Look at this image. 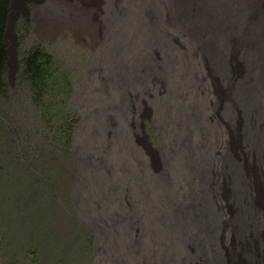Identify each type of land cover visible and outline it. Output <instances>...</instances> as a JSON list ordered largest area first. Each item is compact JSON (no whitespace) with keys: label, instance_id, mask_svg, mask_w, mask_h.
Instances as JSON below:
<instances>
[{"label":"rangeland","instance_id":"obj_1","mask_svg":"<svg viewBox=\"0 0 264 264\" xmlns=\"http://www.w3.org/2000/svg\"><path fill=\"white\" fill-rule=\"evenodd\" d=\"M87 1L97 8L93 20L106 28L98 38L77 34L69 23L74 9L53 0H9L0 264H157L153 254L162 245L172 248L165 264H209L173 227L170 235L160 213H168L173 197L188 203L181 185L188 188L195 153L225 151L222 140H236L237 120L224 118L204 56L217 45L227 79L237 63L258 72L250 52L264 45V0ZM35 47L51 57L53 87L66 89L42 102L23 73ZM216 195L222 204L219 187ZM226 235L224 247L236 248ZM243 250L238 264L252 258Z\"/></svg>","mask_w":264,"mask_h":264},{"label":"bare ground","instance_id":"obj_2","mask_svg":"<svg viewBox=\"0 0 264 264\" xmlns=\"http://www.w3.org/2000/svg\"><path fill=\"white\" fill-rule=\"evenodd\" d=\"M53 1L60 4V6L67 7L68 10L74 9L71 11L73 12V19L69 23L77 34H87L98 38L105 31L104 23L101 24L98 22L99 20H93L96 17H93V13L97 9L94 8L95 4L93 2L77 0L78 5L75 6L65 5L63 1L68 0ZM67 20L66 22H68ZM257 36L260 37V35ZM207 51L208 53L204 56V60L211 74L212 86L216 88L219 99L222 102L223 116L230 122H233V119L237 120L234 125V129L236 127L234 136L230 133L236 140H222L223 144L227 145L225 151H222V146H219L213 150H206L204 154L195 153L193 155L192 162L188 163V167H190L187 172L189 180L186 179L188 180V188L180 184L181 194H184L189 201L184 206L175 204L173 202V194V199L171 198L169 205L166 207L167 211L162 209L168 213H160V222L168 223V226L165 225L170 230V235L174 236L173 228L177 230L178 234L185 238V242L188 241V244L195 249L194 251L201 260L208 255L209 264H238V252L242 251L243 247H246V250H243L242 255L252 256V258L247 256L246 259H242L243 264H264V45H255L250 52V55H252L251 60L258 64V72L250 73L252 68H248L250 65L244 67V65L237 63L228 79L224 76L226 74L223 71L224 65L222 59L220 60L218 46L213 45L211 50ZM225 63L228 64L227 62ZM224 79H227L225 83L223 82ZM246 122L252 127L244 129L243 124ZM250 134L254 136V139L251 137L253 140H243ZM213 154L217 156L216 164L211 163ZM149 159L152 160V158ZM214 165L216 166V171L213 170L211 172V167H214ZM167 171L168 166L163 165L162 172L164 176ZM212 173H214L213 176ZM216 176L219 177L218 182H216ZM172 185L176 184L172 183ZM218 187L219 195L223 200L222 204L217 200ZM170 193L169 189H164L162 191L164 195L162 199L165 198L166 200L164 199V201L169 202ZM181 194L175 195L183 196ZM83 202L82 199L80 201L81 204L79 203L81 207ZM154 206L156 207L157 205ZM85 207L84 205L82 208L89 211ZM158 207L156 208L158 209ZM223 209L228 214L225 221H223ZM167 230L164 231L165 234L168 233ZM226 232L231 233V236L226 235V238L229 241L231 240L232 245L236 246V248L228 249L224 247ZM239 239L244 240L245 243H240ZM235 240L237 241L236 245ZM170 245L172 244L170 243ZM168 249V246L162 245V252L158 251L161 254H153L157 264H165L170 259L172 248L170 251ZM171 259L174 260L173 258Z\"/></svg>","mask_w":264,"mask_h":264},{"label":"trees","instance_id":"obj_3","mask_svg":"<svg viewBox=\"0 0 264 264\" xmlns=\"http://www.w3.org/2000/svg\"><path fill=\"white\" fill-rule=\"evenodd\" d=\"M9 12V0H0V93L4 91L6 85L4 75L6 72L7 49L3 36ZM22 63L25 79L34 91L33 95L36 100L42 102L43 96L48 97L53 93L66 91L64 86L53 87L55 67L51 57L38 47L28 51ZM62 78L67 82L68 77L66 78L63 75Z\"/></svg>","mask_w":264,"mask_h":264},{"label":"water","instance_id":"obj_4","mask_svg":"<svg viewBox=\"0 0 264 264\" xmlns=\"http://www.w3.org/2000/svg\"><path fill=\"white\" fill-rule=\"evenodd\" d=\"M9 10H10V2H9ZM9 17H10V12L8 14V17H7V21H6V26H5V31L6 29L8 28V25H9ZM5 31H4V35H5ZM3 41H4V36H3ZM8 56V55H7ZM6 67H7V61H6Z\"/></svg>","mask_w":264,"mask_h":264}]
</instances>
